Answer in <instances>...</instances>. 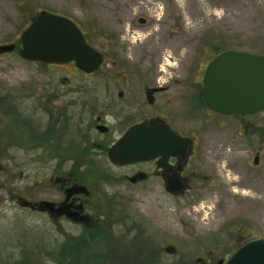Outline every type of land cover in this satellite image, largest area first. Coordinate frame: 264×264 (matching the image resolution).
<instances>
[{
  "label": "rangeland",
  "instance_id": "374dc122",
  "mask_svg": "<svg viewBox=\"0 0 264 264\" xmlns=\"http://www.w3.org/2000/svg\"><path fill=\"white\" fill-rule=\"evenodd\" d=\"M40 10L76 22L103 55L95 72L18 55L20 33ZM6 44L15 47L0 54V264H55L65 242L91 232L21 208L17 198L56 199L54 178L69 172L84 175L90 200L96 197L94 173L115 169L106 158L104 165L80 156V133L114 141L125 125L107 133L95 128L112 122L107 107L119 112L133 100L148 107L145 87L155 85L163 87L152 93L163 105L160 116L194 141L193 190L178 198L139 181L106 192L124 196L148 233L158 235L160 264H219L264 237V111L239 118L210 112L200 100L204 70L217 53L264 55V0H0ZM141 116L129 113L128 120ZM114 245L107 236L90 241L86 251L101 255L91 263L152 264L145 244L118 243L126 257L113 255Z\"/></svg>",
  "mask_w": 264,
  "mask_h": 264
},
{
  "label": "water",
  "instance_id": "95a60500",
  "mask_svg": "<svg viewBox=\"0 0 264 264\" xmlns=\"http://www.w3.org/2000/svg\"><path fill=\"white\" fill-rule=\"evenodd\" d=\"M14 47V44L0 45V54ZM17 52L22 59L31 62L73 63L84 73L95 72L103 62L102 53L87 42L76 22L47 10H40L22 30ZM201 91L205 106L215 113L251 115L264 111V55L232 49L219 52L204 70ZM187 147V139L168 123L151 120L148 124L131 125L113 145L112 155L124 165L159 157L166 167L169 157ZM171 187L176 190L180 184L175 181ZM70 191L87 193L83 185H74ZM17 205L47 212L54 218L65 215L74 220H86L85 215L76 218L78 212L70 213L69 206L63 202L56 205L49 200L29 201L18 197ZM219 264H264V237L243 243Z\"/></svg>",
  "mask_w": 264,
  "mask_h": 264
},
{
  "label": "flooded vegetation",
  "instance_id": "af4514ba",
  "mask_svg": "<svg viewBox=\"0 0 264 264\" xmlns=\"http://www.w3.org/2000/svg\"><path fill=\"white\" fill-rule=\"evenodd\" d=\"M140 19H143L144 21L142 22ZM145 21L146 20L142 17L138 18V22L140 24L145 23ZM153 78L155 77L153 76ZM161 89H163V87L157 85L145 87V103H147L148 107H144L142 101L139 103V105L142 104L141 107L139 105L135 106L134 103H137V100L131 101L127 107H121L119 112H113L115 108L110 106L107 107L113 120L112 122H107V124L97 125L95 128L99 131V133H107L108 131L114 128H119L122 125L126 126L122 129L123 131L117 136V138L109 144L106 138L103 140L91 139V141L90 138L92 134L89 135L90 133L88 130L80 133L79 143L86 147L84 154H88L87 157L94 155L93 162H97V164L102 163L106 165V160H102L101 157L106 158L115 169L113 171H108L106 168H102L103 170L94 173L95 181L93 185L98 192L96 197H93L90 200L92 194L84 184V175L69 172L65 173L64 176L61 175L54 178V183L57 184L60 193L56 199L49 200L54 202L56 205L63 202L65 206H69L70 213L78 212L76 218H79L81 215L86 216V220L84 221L74 220L72 217H67L65 215L57 216L55 218L51 217L52 219H65L73 224L81 226L83 229H91V231L97 233L98 237L107 236L109 240L115 244L112 248L113 255L118 257H126V254L122 252L120 247L117 245L118 243H121L122 241L126 243H143L145 244V249H148L146 251L144 250V253H146L144 257L145 259L150 260L152 264H160L159 260L165 251L163 247L159 246V240L157 239L158 235L148 233L149 225L143 220L140 214L130 210L125 202L126 198H124V196L115 192L108 194L106 189L109 186L115 187L123 185L124 187L126 184H137L139 181H147L148 183L151 182L153 184H159L162 192H165L169 196H176L178 198H185L193 190V184L191 182L193 173L188 172L190 160L192 159L195 151V144L192 140L187 139V149L177 151L173 156L169 157L166 167H163L161 158L159 157L145 162L124 165L118 163L112 155L113 145L131 125L136 123L148 124L151 120L169 124L163 116H160V114L164 112V108L163 105L159 103V97L152 95V93H156L157 90L160 91ZM147 92L151 93L147 94ZM200 100L205 106L202 93ZM128 112L141 113L142 116L138 119L129 121ZM228 116H238L240 118L246 115ZM98 119H100V117H98ZM246 125L249 126L248 124ZM257 141L259 142V140ZM93 149L100 154L96 155L95 153H91ZM144 166L149 169L135 170L137 167ZM175 181L180 184V187L176 190H172L171 186H173ZM74 185L85 186L87 193L82 191L76 193L71 192L70 188ZM76 206H80L79 209H76ZM89 209H93V214L89 213ZM81 234H78V237H81ZM132 255L135 257L136 254Z\"/></svg>",
  "mask_w": 264,
  "mask_h": 264
},
{
  "label": "trees",
  "instance_id": "16d2710c",
  "mask_svg": "<svg viewBox=\"0 0 264 264\" xmlns=\"http://www.w3.org/2000/svg\"><path fill=\"white\" fill-rule=\"evenodd\" d=\"M85 151H86V147L82 146L79 151L80 156L84 155ZM87 231H91V230H87ZM96 237H97V233L91 231V232H87V235H84V233H82L81 238L77 239V241L75 242H69V241L65 242L64 246L58 253L59 258L55 260L56 261L55 264H92L91 262L94 261V259L101 257V255L88 253L86 250L88 248L89 242L93 241V239ZM177 264H184V263L178 262Z\"/></svg>",
  "mask_w": 264,
  "mask_h": 264
},
{
  "label": "bare ground",
  "instance_id": "6f19581e",
  "mask_svg": "<svg viewBox=\"0 0 264 264\" xmlns=\"http://www.w3.org/2000/svg\"><path fill=\"white\" fill-rule=\"evenodd\" d=\"M222 167H224V166H222ZM226 178H227L228 180H233V178L229 177L228 175H226Z\"/></svg>",
  "mask_w": 264,
  "mask_h": 264
}]
</instances>
